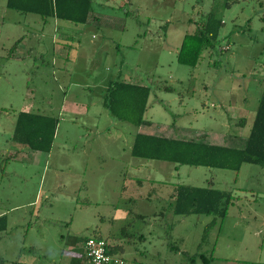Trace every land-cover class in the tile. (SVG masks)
<instances>
[{"label":"rangeland","instance_id":"obj_1","mask_svg":"<svg viewBox=\"0 0 264 264\" xmlns=\"http://www.w3.org/2000/svg\"><path fill=\"white\" fill-rule=\"evenodd\" d=\"M228 2L93 0L84 25L0 0V264H70L98 237L123 246L128 264H201L190 260L201 253L264 264V167H177L130 152L138 133L245 147L264 87V0ZM211 13L225 23L216 48L180 63L185 36ZM118 76L151 88V126L103 106ZM23 111L59 119L50 153L13 141ZM178 185L231 192L226 218L174 215Z\"/></svg>","mask_w":264,"mask_h":264},{"label":"trees","instance_id":"obj_2","mask_svg":"<svg viewBox=\"0 0 264 264\" xmlns=\"http://www.w3.org/2000/svg\"><path fill=\"white\" fill-rule=\"evenodd\" d=\"M231 3L247 0H230ZM227 3V7L231 6ZM93 0H7L8 9L41 16L43 19L57 18L77 24L86 23L92 12ZM225 23L221 17L211 13L193 35H186L178 54V61L196 66L203 50L216 48ZM169 91V88H165ZM151 88L123 79L113 81L107 88L103 106L119 121L137 128L151 126L145 118ZM244 120H242L243 123ZM57 117L35 112H20L13 133V141L35 152L50 153L59 127ZM204 138V137H201ZM227 144V142H225ZM131 155L137 159L167 162L178 166L207 167L239 172L244 164L264 167V87L255 119L244 148L208 143L204 139H179L156 134L138 133L135 136ZM172 210L177 216L214 215L222 220L227 216L234 197L231 192L213 187L178 185L171 194ZM211 225L207 226L206 233ZM7 229L6 216L0 217V231ZM143 238V237H141ZM90 239V238H88ZM87 239V240H88ZM107 244L110 254L120 255L125 249L121 245ZM86 240V241H87ZM75 244V243H74ZM86 244V243H85ZM74 250H77L74 248ZM89 258L74 254L70 264H82ZM211 264L213 258L195 254L190 260ZM90 261V260H89ZM144 264V263H138Z\"/></svg>","mask_w":264,"mask_h":264},{"label":"built area","instance_id":"obj_3","mask_svg":"<svg viewBox=\"0 0 264 264\" xmlns=\"http://www.w3.org/2000/svg\"><path fill=\"white\" fill-rule=\"evenodd\" d=\"M86 256L92 264H126L120 255L110 254L102 239L90 238L85 244Z\"/></svg>","mask_w":264,"mask_h":264},{"label":"crops","instance_id":"obj_4","mask_svg":"<svg viewBox=\"0 0 264 264\" xmlns=\"http://www.w3.org/2000/svg\"><path fill=\"white\" fill-rule=\"evenodd\" d=\"M89 21V20H88ZM88 21L86 22V23H83L84 25L85 24H87L88 23ZM117 79H122L120 76H118L116 79H112V80H110L109 82H108V85H107V87H106V90H107V88L109 87V85L113 82V81H115V80H117ZM123 80H125L126 82H129V83H135V84H139V85H143V86H145L144 84H142V83H140V82H138L137 81V78H134V77H128V78H123ZM105 90V91H106ZM135 139V138H134ZM132 148V147H131ZM130 152H131V150H130ZM134 187H136V185L135 186H133V188ZM136 189V188H135ZM172 202H174V200H172ZM126 261V260H125ZM134 262L136 261V260H133ZM135 263H137L138 264V261H136ZM126 264H128L127 262H126Z\"/></svg>","mask_w":264,"mask_h":264}]
</instances>
